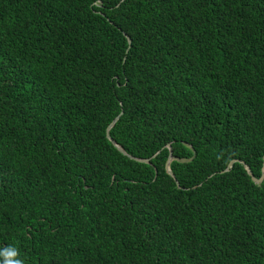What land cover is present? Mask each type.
<instances>
[{"label":"trees","instance_id":"obj_1","mask_svg":"<svg viewBox=\"0 0 264 264\" xmlns=\"http://www.w3.org/2000/svg\"><path fill=\"white\" fill-rule=\"evenodd\" d=\"M246 166L264 171V0H0L13 259L264 264Z\"/></svg>","mask_w":264,"mask_h":264},{"label":"water","instance_id":"obj_2","mask_svg":"<svg viewBox=\"0 0 264 264\" xmlns=\"http://www.w3.org/2000/svg\"><path fill=\"white\" fill-rule=\"evenodd\" d=\"M127 39H128V42H130V37L127 35ZM119 115L118 114L110 123L109 125L107 126L106 128V136L107 138H109L113 143L114 145L123 153H126L125 150L120 146L118 145L109 135V129L111 128V126L115 123V121L119 118ZM130 157H133V156H130ZM134 158V157H133ZM137 160H141V161H145V162H149V158H136ZM170 159H171V156L168 157L167 161H166V169L168 171V173H170L172 176H174V174L172 173L170 167H169V162H170ZM231 165V162L229 163L228 166ZM246 169L248 170V173L250 174V176L252 177V179L256 182H260L262 179H263V176H264V171L262 172V175L260 178H255L253 175H252V172L250 171L249 167L246 166Z\"/></svg>","mask_w":264,"mask_h":264},{"label":"clouds","instance_id":"obj_3","mask_svg":"<svg viewBox=\"0 0 264 264\" xmlns=\"http://www.w3.org/2000/svg\"><path fill=\"white\" fill-rule=\"evenodd\" d=\"M19 253L15 247H8L6 249L0 250V256H3L4 259L0 260V264H24L21 259H13L18 257Z\"/></svg>","mask_w":264,"mask_h":264}]
</instances>
